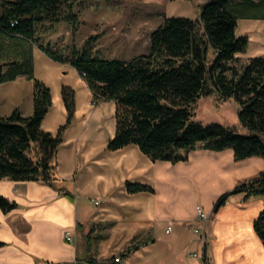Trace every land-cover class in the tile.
Wrapping results in <instances>:
<instances>
[{"label":"crops","instance_id":"0c3cea01","mask_svg":"<svg viewBox=\"0 0 264 264\" xmlns=\"http://www.w3.org/2000/svg\"><path fill=\"white\" fill-rule=\"evenodd\" d=\"M43 53L33 47L35 75L53 94L42 126L56 133L66 122L64 83L76 91L75 120L58 151L56 187L41 181L0 180V192L17 203L9 212L0 209L4 242L0 264H88L91 256L101 264H113L114 254L121 255L137 243L140 246L123 259L124 264H264V240L254 228L255 218L264 209V196L233 195L214 212L223 193L264 170L263 157L237 161L232 148H199L187 160L173 163L153 161L136 144L109 150L116 126L100 141L93 131L102 130L90 126L92 121L111 117L115 102L111 106V100L95 101L72 65L46 59L48 71L37 74V59H44ZM63 72L72 74V80H66ZM4 83L0 116L16 108L24 116L32 115L33 82L19 75ZM127 181L148 184L154 191L130 193ZM198 205L208 211L207 223L197 219ZM169 224L171 233L166 232ZM196 226L206 232V241L194 232ZM68 231L72 241L67 240ZM194 252L198 258L192 256Z\"/></svg>","mask_w":264,"mask_h":264},{"label":"trees","instance_id":"16d2710c","mask_svg":"<svg viewBox=\"0 0 264 264\" xmlns=\"http://www.w3.org/2000/svg\"><path fill=\"white\" fill-rule=\"evenodd\" d=\"M75 3L0 0V84L23 75L34 85L32 115L24 116L16 108L10 115L0 116V180L41 181L53 187L59 181L57 155L63 132L75 117L76 91L63 85L67 121L57 133L45 130L42 124L53 105V94L35 75L34 46L53 60L75 67L95 101L115 102L116 132L108 142L109 150L136 144L153 161L173 163L187 160L199 148H232L237 161L264 158V56L244 60L237 55L249 45L248 36L237 34L239 14L264 8V0H206L196 19L165 16L150 35L151 51L129 60L95 55L93 43L98 35L89 37L82 49L76 45L56 47L40 36L38 24L46 21H67L76 30L80 20ZM259 16L264 17V12ZM215 92L219 98L239 104V119L246 133L234 126L193 119L198 99ZM126 187L130 193L154 191L140 182L127 181ZM237 194L247 199L264 196V170L223 193L214 212ZM16 207L15 201L0 192L1 210L9 212ZM254 228L264 240V209L255 218ZM3 245L0 240V247ZM139 246L134 244L121 253L123 259ZM115 257L113 264H120ZM87 261L101 264L93 256Z\"/></svg>","mask_w":264,"mask_h":264},{"label":"rangeland","instance_id":"374dc122","mask_svg":"<svg viewBox=\"0 0 264 264\" xmlns=\"http://www.w3.org/2000/svg\"><path fill=\"white\" fill-rule=\"evenodd\" d=\"M205 1L76 0L74 10L78 13L80 20L76 25V30H74L73 24L67 21L54 23L46 21L38 24V33L56 47L65 49L74 45L82 49L89 37L98 35V39L93 43L95 55L106 59L129 60L136 55L151 51L150 35L163 22L165 16H185L196 19L200 17L201 7ZM262 12H264L263 7H254L248 14H239L237 33L249 38L247 50L240 53L246 55L243 57L244 60L253 57L252 52L258 53L254 56H264V17L259 16V13ZM43 54L44 59H37L36 73L39 75L48 71L45 60H52L45 53ZM61 64L71 66L68 63ZM62 70H66V68H62ZM63 76L68 81H71L73 77L72 74L65 72H63ZM4 89L5 83H1L0 104ZM108 102L112 106L113 102ZM239 107L234 99L223 100L215 92L198 99L194 105L193 119L203 124L217 122L226 126H234L241 133H246L247 130L239 119ZM114 114L115 110L111 113V117L105 118L106 120L102 119L97 123L92 121L90 127L102 130L93 131V137L100 141L101 136L104 137L111 126L113 128L116 126ZM66 129L63 132V140ZM92 245L94 246V243ZM93 254L95 255V253ZM114 255L118 256L119 254Z\"/></svg>","mask_w":264,"mask_h":264},{"label":"built area","instance_id":"2783aa9c","mask_svg":"<svg viewBox=\"0 0 264 264\" xmlns=\"http://www.w3.org/2000/svg\"><path fill=\"white\" fill-rule=\"evenodd\" d=\"M96 204H100L101 201L100 200H97V199H92ZM197 210V219L200 220V221H203L204 223H207L210 219V215L209 213L200 205L197 206L196 208ZM194 232L199 235V236H204V240L206 241V232H204L203 228L202 227H194L193 228ZM172 231V225L169 224L167 229H166V232L167 233H171ZM67 240L69 241H72L73 240V237H72V234L70 231L67 232ZM192 256L195 257V258H198L199 257V253L198 252H194L192 253ZM115 261L119 262L120 264L123 263V257L121 255H118L115 257Z\"/></svg>","mask_w":264,"mask_h":264}]
</instances>
